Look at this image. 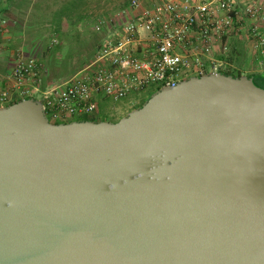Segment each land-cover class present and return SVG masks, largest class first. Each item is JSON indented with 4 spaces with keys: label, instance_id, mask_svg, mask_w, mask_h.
<instances>
[{
    "label": "water",
    "instance_id": "95a60500",
    "mask_svg": "<svg viewBox=\"0 0 264 264\" xmlns=\"http://www.w3.org/2000/svg\"><path fill=\"white\" fill-rule=\"evenodd\" d=\"M0 264H264V88L192 76L116 122L1 107Z\"/></svg>",
    "mask_w": 264,
    "mask_h": 264
},
{
    "label": "built area",
    "instance_id": "2783aa9c",
    "mask_svg": "<svg viewBox=\"0 0 264 264\" xmlns=\"http://www.w3.org/2000/svg\"><path fill=\"white\" fill-rule=\"evenodd\" d=\"M110 1L114 15H127L128 21L103 43L94 63L41 89L36 60L20 59L7 77L8 88L0 86V101L10 103L18 89L22 96H38L52 122H65L96 115L101 100L118 102L234 67L221 55L235 35L250 39L253 54L264 58V0ZM102 25L98 20L96 26Z\"/></svg>",
    "mask_w": 264,
    "mask_h": 264
},
{
    "label": "crops",
    "instance_id": "0c3cea01",
    "mask_svg": "<svg viewBox=\"0 0 264 264\" xmlns=\"http://www.w3.org/2000/svg\"><path fill=\"white\" fill-rule=\"evenodd\" d=\"M55 1L56 0H0V86L2 88H8L10 85L7 77L12 75L20 59L25 61L35 59L38 63L39 61L43 62L44 58L46 68H48V63L52 65V67H58L62 63L60 62L62 60L60 54L70 49L72 45L77 46L78 42L84 44L90 42L95 38L96 34L103 31L105 33L99 36V42L97 43V45H99L103 43L101 41L103 36H110L116 31L113 30L112 26L107 33L105 31L107 28L106 25L109 24L108 19L114 16V13L109 11V9L106 12L105 9L99 8L95 4L92 9L85 14V19L79 24H76V27H70L68 23L58 24L54 22L55 9L52 7ZM47 7H49V9ZM60 17L61 19L63 18L62 16ZM98 20L103 21L101 27L96 26V21ZM40 35L52 38V41L49 42V46L45 47L38 39ZM59 46V49H55ZM48 47L50 48L48 49ZM55 50L57 53L53 56L52 54ZM86 66H88V63L84 64V67ZM51 74L52 71L49 68L45 70V74L41 72V89H47L56 84V82L50 78ZM22 97L23 96L17 89L13 92L11 102L16 99H21ZM10 103H3L0 101V108ZM133 108L134 107L128 106L126 112L128 113ZM124 115L126 114H122L120 117Z\"/></svg>",
    "mask_w": 264,
    "mask_h": 264
},
{
    "label": "trees",
    "instance_id": "16d2710c",
    "mask_svg": "<svg viewBox=\"0 0 264 264\" xmlns=\"http://www.w3.org/2000/svg\"><path fill=\"white\" fill-rule=\"evenodd\" d=\"M106 2H107V0H62V1L56 0L54 2V5H52V7H54V9H55L54 10V16H55L54 22H56L58 24L68 23V26H70V27L75 26L76 27V24H79L80 22H82L85 19V14L88 13L92 9L94 4L99 8H103L106 6ZM103 4H105V5H103ZM47 8L49 9V7H47ZM60 16H62L63 18L61 19ZM58 17H60V18H58ZM127 21H128L127 15L119 16V15L115 14L114 16L109 17L108 23L110 25L107 24L106 25L107 28L105 26L106 33L111 29V26L113 27V30L120 29L123 27V24L126 23ZM104 33L105 32H103L102 34H104ZM96 40L98 41V39H96ZM103 43H101L99 45L96 44L97 52H96V57L94 59V62L97 59L98 52H99L101 46L103 45ZM228 44H229V51H228L227 55H224V56L221 55V57L225 58L228 62H230L232 65H234V67H229L228 69L223 71V73L226 75H232L234 77H240L243 75L253 77L255 79V82L259 86L264 88V66L260 65V62H262V61L264 62V58L262 57L261 59H259L253 54L251 40L246 38L245 36L235 35L229 39ZM246 45L248 46V49L246 48ZM49 48L50 47H48V49ZM59 48H60V46L56 47L55 49H59ZM56 53L57 52L55 50V52H53L52 55L55 56ZM37 64L39 65L40 73L43 72L45 74V70L46 69L48 70V68H46V66H45L46 65L45 59L43 58V62L39 61ZM54 65H56V64H54ZM89 65H91V63H89L88 66ZM60 66H61V64H60ZM60 66H58V68ZM73 75H75V74H73ZM196 76H202V75H196ZM161 88L162 87L153 88L151 94H149V97L140 101L137 105L134 106L133 109L142 107L147 102V100L154 93L159 91ZM28 98H33V96H30V95L23 96L21 99H16L15 101L11 102L8 105H11L13 103H16L18 101H21L23 99H28ZM103 103H105L104 100H101L99 102V112L94 116L80 117V118H76V119L65 121V122L59 121V122H53V123L59 124V123H67V122H71V121H97V122L98 121H106L107 119L105 118V116L107 113L104 110V108L102 107ZM116 121H118V120H116ZM116 121H113V122H116Z\"/></svg>",
    "mask_w": 264,
    "mask_h": 264
},
{
    "label": "rangeland",
    "instance_id": "374dc122",
    "mask_svg": "<svg viewBox=\"0 0 264 264\" xmlns=\"http://www.w3.org/2000/svg\"><path fill=\"white\" fill-rule=\"evenodd\" d=\"M126 0H117V4L118 3H123ZM113 6V3L110 0H107L106 2V6L103 7V9L106 10V12L111 11L113 13V11H115L117 9V7H115L114 9H111ZM111 13V15H112ZM97 22V21H96ZM102 33H98L95 35V38L92 39L90 42H86L85 44L82 42H78L77 46L72 45L70 47V49L65 50L64 53H61L60 56H62V60L60 62L61 66L58 68H54L52 67V65H50L48 63L49 66H47L48 68H50V70L52 71V74L50 75V78L54 80V82H56V84L58 82H63L65 80H68L73 74H77L78 72H80V70H82L84 68V64L85 63H92L96 57V44L99 42V36ZM117 36V34H112L110 36H103L101 38V41L104 42L105 40H108L109 38H115ZM43 45L49 46V42L52 41L51 37L45 36V35H40V37L38 38ZM98 39V41L96 40ZM246 48L248 49V46L246 45ZM46 66V65H45ZM74 76V75H73ZM72 76V77H73ZM54 84V85H56ZM59 84V83H58ZM57 84V85H58ZM153 89H148L140 94H137L131 98H127L118 102L112 101V100H104L106 101L105 103L102 104V107L104 108V110L106 111V116L105 118L109 121H116L121 119L122 117H120L122 114H128L126 112L127 107H134L135 105H137L140 101L146 99L147 97H149V94H151ZM35 98H38V96H34ZM76 119V118H75Z\"/></svg>",
    "mask_w": 264,
    "mask_h": 264
}]
</instances>
